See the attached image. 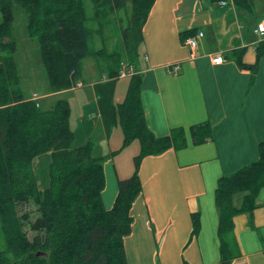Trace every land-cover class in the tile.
Here are the masks:
<instances>
[{
  "label": "trees",
  "instance_id": "trees-1",
  "mask_svg": "<svg viewBox=\"0 0 264 264\" xmlns=\"http://www.w3.org/2000/svg\"><path fill=\"white\" fill-rule=\"evenodd\" d=\"M26 13L27 35L38 41L47 83L52 92L72 89L81 78L82 61L91 56L103 64L107 80L93 87L101 125L110 136L119 128L120 146L96 155L93 138L71 147L74 134L70 105L58 98L42 108L22 94L14 59L16 43L11 37L14 20L12 0H0V264H127L124 237L130 232V209L141 192V160L172 148L182 149L189 139L197 145L212 139V126L204 122L188 128L172 127L156 136L148 127L140 102L142 76L127 77L120 102L114 100L123 62L134 65L142 41V27L155 0H90L91 15L84 0H15ZM239 11L253 12V0H232ZM129 7V8H128ZM127 10L122 49H108L104 31L119 10ZM194 31L181 33L182 40ZM97 37L100 43L97 45ZM264 54V40L256 47L257 61ZM241 68L254 64L242 61ZM139 151L133 157L130 176L119 179L110 208L102 202L105 185L104 160L115 156L133 141ZM48 153V185L38 186L33 159ZM264 187V141L258 143V158L217 180L214 201L218 210L219 260L231 264L237 256L234 217L251 215L255 199ZM31 205L34 209L23 207ZM192 236L200 228L199 213L191 214ZM264 242V239H262ZM38 254V255H37Z\"/></svg>",
  "mask_w": 264,
  "mask_h": 264
},
{
  "label": "crops",
  "instance_id": "crops-1",
  "mask_svg": "<svg viewBox=\"0 0 264 264\" xmlns=\"http://www.w3.org/2000/svg\"><path fill=\"white\" fill-rule=\"evenodd\" d=\"M219 1L155 0L142 27L140 54L133 66L142 76L140 102L148 127L156 136H164L172 127L188 128L207 122L212 126V139L197 145L189 139L182 149L170 148L141 160L142 190L132 202L131 228L124 237L127 264L216 263L217 180L257 160L258 143L264 141V54L258 61L256 57V47L264 39L254 33L257 21L264 15V0H253L251 14L239 11L232 0H223L225 4ZM184 31H194L193 35L203 32L193 57L182 41ZM237 52L246 64L257 61L256 67L241 68L235 60ZM218 56L224 61L214 63L212 60ZM175 64L178 69L174 74L169 69ZM101 76L100 72L97 79L87 82L88 86L80 78V88L45 95L85 88L74 92L72 99L66 98L71 109L72 148L98 132L107 144L102 145L105 153L120 146L119 128L111 133L112 147H116L111 148L100 123L93 85L103 80ZM127 84L128 79L124 85L118 80L116 102L123 99ZM133 142L137 152H131L128 157L134 155L130 159L123 161L121 151L104 165L101 196L105 208L113 204L117 181L133 171V157L139 151L138 141ZM45 157L48 165L50 155ZM255 203L251 215L234 217L238 254L231 264H264V187ZM194 212L199 213L200 221L196 236H192Z\"/></svg>",
  "mask_w": 264,
  "mask_h": 264
},
{
  "label": "rangeland",
  "instance_id": "rangeland-1",
  "mask_svg": "<svg viewBox=\"0 0 264 264\" xmlns=\"http://www.w3.org/2000/svg\"><path fill=\"white\" fill-rule=\"evenodd\" d=\"M12 9L14 14V20L11 27V37L14 39L16 43V50L14 52V59L16 62V69L17 74L19 78V87L22 91V94L27 98H32V95L35 93L37 94V100L41 103L42 108H49L53 102L58 98H70L72 99V94L76 91L80 92L85 90L83 87L82 89H74L70 92H65L59 95H54L51 97H45L46 93L51 91L46 77L44 73V68L42 64V60L39 54V45L38 41L36 39H32L27 35L26 31V13L22 6L17 3L15 0H12ZM84 4L86 7V11L88 15H91L92 13V5L90 0H84ZM129 8V7H128ZM127 10H119L116 13V19L113 23L109 25L104 31V37H105V43L108 49L115 48L116 50L120 51L122 49V38H123V30L128 25V17H127ZM1 17V14H0ZM100 43V37H97L96 44L98 45ZM137 57L140 54L139 48H137ZM125 65H129L126 62H123ZM103 69V64L98 63L95 58L88 56L83 59L82 61V68H81V79L84 81V85H89L87 82L93 81L98 78L101 70ZM127 81V78L120 79L121 84H125ZM80 88V87H78ZM71 106L73 111L76 110L75 103L71 102ZM73 124V121H72ZM120 130V129H119ZM113 135L110 134L108 137L110 140V146L111 148L113 144ZM96 142V149L95 154L96 155H104V149L103 146L107 147V144L105 141H103L101 138H99V132L96 133L93 137ZM136 143H131L128 146H126L123 150L122 160L130 159L128 156L131 152H137L135 151ZM107 151V150H106ZM119 152V153H120ZM106 154V153H105ZM118 154V153H117ZM116 154V155H117ZM45 156H49V154H41L33 159V166L35 170V174L38 180L39 187H44L47 185L48 182V162H45ZM107 159L104 160L103 165L106 164ZM117 161V158H115ZM133 166V162H132ZM114 182V180H113ZM117 187H118V183ZM23 209L31 210L34 209L33 206L28 205L23 207ZM4 247V241L0 235V248Z\"/></svg>",
  "mask_w": 264,
  "mask_h": 264
},
{
  "label": "built area",
  "instance_id": "built-area-1",
  "mask_svg": "<svg viewBox=\"0 0 264 264\" xmlns=\"http://www.w3.org/2000/svg\"><path fill=\"white\" fill-rule=\"evenodd\" d=\"M220 4H225L226 2L223 0L219 1ZM254 33L260 38V39H264V15H262L260 17V19L257 21L255 28H254ZM203 36V32L202 31H197L194 35L191 36H187L184 40L183 43L188 46L190 48V56L193 57L194 56V51L197 45V39ZM214 63H221L224 61V58L222 56H218L216 58H214L212 60ZM178 69V65L175 64L173 65L169 70L172 73H176ZM137 73L136 70L132 67V66H127L125 64H122V67L119 71V77L120 78H125V77H129L132 76L133 74ZM103 80H107V76L103 75L102 76ZM82 83L77 81L74 85L75 88L81 87ZM32 99L34 101H36V104L38 105V100H37V94H33L32 95Z\"/></svg>",
  "mask_w": 264,
  "mask_h": 264
},
{
  "label": "water",
  "instance_id": "water-1",
  "mask_svg": "<svg viewBox=\"0 0 264 264\" xmlns=\"http://www.w3.org/2000/svg\"><path fill=\"white\" fill-rule=\"evenodd\" d=\"M38 255V254H37Z\"/></svg>",
  "mask_w": 264,
  "mask_h": 264
}]
</instances>
